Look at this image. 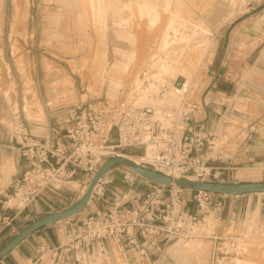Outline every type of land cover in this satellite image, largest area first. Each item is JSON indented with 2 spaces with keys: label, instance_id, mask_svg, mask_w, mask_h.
Wrapping results in <instances>:
<instances>
[{
  "label": "built area",
  "instance_id": "obj_1",
  "mask_svg": "<svg viewBox=\"0 0 264 264\" xmlns=\"http://www.w3.org/2000/svg\"><path fill=\"white\" fill-rule=\"evenodd\" d=\"M206 53L207 49L196 72L205 65L208 74L212 63L205 62ZM194 56L183 45L167 51L156 50L154 66L139 74L140 90L133 92L129 84L120 90L118 101L98 109H71L61 120L60 130H56L57 136L52 141L39 139L16 124L10 142L16 144L27 164L22 175L12 182L11 192L0 198V233L12 226L43 191L57 189L61 182L71 181L77 173L91 179L113 157H137L138 165L172 178L217 181L220 172L226 169L224 161L233 152L228 151L233 137L226 127L235 126L229 114L234 110L238 91L233 96L216 92L215 98H197L194 76H170L163 68L171 60L184 63ZM150 86L153 91L148 90ZM208 114L217 117L214 130L207 124ZM238 127L235 150L258 133L255 123H239ZM243 132L246 135L240 140ZM103 182L104 178L94 188L92 197L103 198ZM149 184L151 189L137 208L123 209L116 204L83 217L69 227L57 247L43 249L41 257L49 255L48 264H75L81 255L85 258L98 252L108 255L112 251H132L140 264H147L155 257L160 258L174 240L218 239L207 232L213 233L222 223L215 227L206 217L207 205L213 203L216 212L222 209L219 196L195 191L197 208L192 214L183 207L186 190L174 185ZM252 222L249 220L246 225L249 232L256 228ZM215 249L220 252V248ZM228 255L226 252L221 259Z\"/></svg>",
  "mask_w": 264,
  "mask_h": 264
},
{
  "label": "rangeland",
  "instance_id": "obj_2",
  "mask_svg": "<svg viewBox=\"0 0 264 264\" xmlns=\"http://www.w3.org/2000/svg\"><path fill=\"white\" fill-rule=\"evenodd\" d=\"M28 1V20L24 35L15 29V0H3L4 12L0 15V128L9 135V141L16 124L22 125L30 132L37 126L34 124L35 121L45 122L49 116L65 117L68 111L76 107L82 110L98 109L102 105L120 100L121 94L118 88L121 86L114 89L109 84L106 75L111 70L118 71V64L125 61L122 56H128L133 52V56L136 58L134 68L130 75L122 77L121 80L124 84L122 89H126L134 79L133 77L143 69L142 59H153L154 50L159 46L165 23L168 22L172 13L179 15L189 23L200 24L206 31H210L209 34L202 35V30H199L197 36L199 39L205 37L206 46L209 47L205 61L207 65L212 63L209 66V72L205 74L207 66L204 65L197 73L199 68L196 67L193 73V75L195 74L194 93L196 97L209 99L207 95L213 89L208 86V79L211 76L215 54L218 47L221 48V43L217 44L220 28L215 26L220 22H230L236 19L246 4L260 3L262 0H169L171 4L169 7L165 5V0H145L152 6L154 5L157 10L159 9V21L153 26L150 25L146 15L139 14L137 5L141 0H111L110 4L104 6L102 21L96 23L90 20L89 10H78L73 6L72 0H58L63 4L61 7L55 0L50 3L47 0ZM126 6L128 10H122ZM85 13L86 15H84ZM54 15L60 16L57 21L58 25H53V29L55 26L60 28V36H51L46 33L47 29L52 26L49 19ZM122 18L128 20V27L116 25L122 21ZM130 34L131 38H129ZM103 43L107 55L105 67L101 73L96 71L94 77L96 55ZM198 50L200 51V49L197 48V53H199ZM203 50L206 49H201V51ZM99 82H102L101 86ZM98 89H100L99 92ZM236 90L237 88L235 91L223 93L233 96ZM31 96L36 97V108L31 107L39 108L41 114L36 116L35 113H32L34 116L29 117L25 111L24 103L25 97ZM239 102L240 95L233 105L234 110L230 111L231 115L229 114V119L235 126L226 127L228 135L233 137L229 152L235 150L234 143L238 138L236 137L240 123L238 122L240 120L238 111L246 110L239 106ZM216 119L217 117H215V121ZM55 128L57 131L60 130L57 126ZM260 128L264 131L263 125L260 124ZM245 135L246 132H243L240 140ZM262 160L263 163L258 165H255L256 161L252 162L253 164L249 166L251 169L247 170L249 177L242 179L252 183H264V157ZM228 166L242 168L245 165L234 162ZM132 173L125 165L115 168L116 180L107 186L111 185L121 194V197L127 199L130 197L128 178ZM220 180L222 177L219 176L215 182L222 183ZM88 183L86 182L83 188L87 187ZM184 192L183 198L188 200V206L192 205L196 209L195 191L186 190ZM256 204L260 209L262 208L260 218L258 212L254 211L257 210L256 207L246 220L221 221V227L216 228L213 233L207 232V235L218 237L217 240L194 238L185 241L194 242L191 244L193 248L184 247L178 255L171 251L178 257L175 261L161 256L162 258L155 257L151 263L147 264H229L233 260H237L240 264H264V194L254 196L253 206L255 207ZM207 206L209 212L206 217L207 221L217 227L219 222L214 216V213H217L214 210L215 205L212 203ZM249 220H252L256 226L251 232L246 229ZM75 221L77 220H73V224ZM176 241L178 240L171 242L166 249ZM232 244L235 246L234 248L231 247ZM215 246L220 248V252H217ZM224 247L228 249L226 250ZM244 250L245 252H243ZM226 252H229L228 258L221 259L225 257ZM45 257L47 258L48 255ZM82 257L81 255L79 263L75 264H100V262L102 264L109 262L132 264L128 255L119 251H112L108 255L98 252L91 257ZM137 263L140 264V262Z\"/></svg>",
  "mask_w": 264,
  "mask_h": 264
},
{
  "label": "crops",
  "instance_id": "obj_3",
  "mask_svg": "<svg viewBox=\"0 0 264 264\" xmlns=\"http://www.w3.org/2000/svg\"><path fill=\"white\" fill-rule=\"evenodd\" d=\"M242 10V13L236 19L230 22H220L215 26L220 28L217 44L221 43V48L218 47V51L215 54L211 76L208 79V86H211L213 90L207 96L215 98L216 92H230L235 91L237 88L238 96L240 95L239 106L246 109L245 111H238L240 118L238 122L242 124L255 123L258 133L252 136L251 143L246 141V144L238 145L237 149L224 161L223 166L226 169L220 172V177H222L220 182L222 183L249 182L246 179H242L249 177L247 171L251 169L249 166L254 161H256L255 165L262 164L264 157V131L260 128V124L264 126V0L260 1V3H248ZM52 116H49L48 119L46 118V121L42 123L35 121L34 124H37V126L33 128V131H30L31 134L42 140H54L57 136L55 127L59 128L58 124L64 117ZM207 124L212 130L215 129L214 115L208 114ZM10 143L9 135L0 128L1 199L11 192L12 182L22 175L27 164L16 144L12 145ZM234 162L243 163L245 166L242 168H230L228 165ZM115 168L104 177L102 186L103 198L101 200L92 197L87 207L80 213L66 221L37 230L3 258L0 264H48L49 255L46 258L47 254L44 253L45 255L41 257L42 250L57 247L64 240L67 230L73 224V220L79 221L99 209L113 207L116 204H119L123 209L137 208L141 199L151 189L150 184L134 173L130 174L128 178L130 182V197L125 199V197H121V194L114 187L111 185L107 186V184H112L116 180ZM89 181L90 178L87 179L86 175L77 173L71 181L61 182L57 189L43 191L13 221L12 226L0 233V248L32 221L44 215L62 211L76 203L86 189L83 186ZM184 195L185 192L183 193ZM255 195L219 197L218 200L221 201L223 206L219 212L214 213L215 218L222 222H226V220H233V222L246 220L256 207L257 210L254 211L258 212L260 218L262 208L260 209L257 206L258 204L255 207L253 206ZM104 202H108L109 205H104ZM188 204V200L183 198L184 210L194 214L196 209L192 205L188 206ZM169 248L166 249L162 257L175 261L178 257L173 255ZM126 254L131 259L132 264H139L134 259L135 256L132 251H128ZM131 254L132 257H130ZM153 259L148 263H151ZM109 264L112 263L109 262Z\"/></svg>",
  "mask_w": 264,
  "mask_h": 264
},
{
  "label": "bare ground",
  "instance_id": "obj_4",
  "mask_svg": "<svg viewBox=\"0 0 264 264\" xmlns=\"http://www.w3.org/2000/svg\"><path fill=\"white\" fill-rule=\"evenodd\" d=\"M47 1L50 3V2H53L54 0H47ZM55 2L58 5H60L59 7H61L63 5L61 1L55 0ZM110 2H112V1L111 0H72L73 6L75 8H77L78 10H80V9H82L83 11L85 9L87 11L89 10L90 20H92L94 23H96L97 21H99V22L102 21L101 16L103 15L102 13L104 10V6H106L107 4H110ZM28 4H29L28 0H15V15H14L15 29L17 30V32L22 33L23 35H24V31H25V25H26L27 20H28L27 19L28 18V15H27ZM169 4H170V1L165 0V5L167 7H169ZM137 8H138L139 14L141 16L146 15L149 18V22H150L151 26L155 25L159 21V18H160V14L158 12L159 9L157 10V8L154 5L152 6L150 3L146 2L145 0H141L140 4L137 5ZM122 10H128V7L126 6ZM3 12H4V2H3V0H0V15ZM84 15H86V13ZM59 18H60L59 15H54V16L50 17V19H49L50 25H52V26L47 29V31H46L47 34H49L51 36H55V35L60 36V32H61L60 28L59 27L57 28L55 26V29H53L54 24L58 25L57 21ZM165 24L166 25H165L164 31L162 29L163 32H162L161 41L158 44L159 46L156 48V50H159V51H161V50L165 51L166 50L167 51V50H170L171 48H173L175 46L183 45V47L186 49V52L191 51V52H194L196 54L194 57H191L189 60H186V62H184V63H177L175 60H171L163 68L165 69V71L170 76H176V75L180 74V75H183L186 77H191L193 75L196 67H198V63L200 62V59L203 57L204 53L206 52V50H203L204 51L203 52V51H201V49L209 48L208 45L206 46L205 37H204V39H202V38L199 39L197 37L198 32H199V30H202V32H203L202 35H207V34H209L210 31L209 32L206 31L200 24L189 23V22L183 20L182 18H180L179 15L173 14V13L169 17L168 22ZM116 25H119V26L123 25L124 27H128L129 23H128V20L126 18H122V21H120L119 24L117 23ZM159 34H161V33H159ZM131 37L132 36L130 34L129 38H131ZM197 48L200 49V51L198 50L199 53L196 52ZM156 50H154V51H156ZM152 53H153V51H152ZM138 56H141V55H138ZM122 57L125 61H122L121 63L118 64V71L114 72L113 70H111L106 75L108 80H109V84L111 86H113L114 89H115V87L121 86L118 88L119 92H120V90H123L122 87L124 86V84L121 81L122 77H125L126 75H130V72L134 68L133 65H135V63H136V58L133 56V52L129 53L128 56H122ZM106 59H107L106 49H105V45L103 43L102 47L100 48V50L97 52V55H96V61L94 63V72H95L94 77L96 75V71H97V73H101L103 71V69L105 67ZM141 66L143 67V69L140 70L139 73L136 74L133 77L134 79L131 81L130 86H132L131 90H133V92H137L138 90H140L138 87L139 86V84H138L139 78L138 77H139L140 72L142 73L143 71H149L150 68H152L154 66V64H152V59L151 60L150 59H142ZM100 76H101V74H100ZM193 76H195V75H193ZM99 85L101 86L102 82H99ZM152 88H153V86H150V88L148 90L153 91ZM99 91H100V89H98V92ZM30 95H31V93H30ZM31 106L36 108V97L35 96L25 97L24 108H25L27 115L29 117H31V116H34L32 113H35L36 116L41 114L39 108L35 109V108H32ZM232 125H234V123ZM129 159L136 162L137 164L140 162L139 158H137V157L130 156ZM193 243L194 242L189 243V242H185L184 240H178L170 246L169 250L174 252L175 255H178L180 253V251L183 250L184 247L188 246L190 248H193L191 246V244H193ZM84 264H88V263H84ZM100 264H102V263L100 262ZM107 264H109V263H107ZM229 264H240V263L237 262V260H233Z\"/></svg>",
  "mask_w": 264,
  "mask_h": 264
},
{
  "label": "water",
  "instance_id": "obj_5",
  "mask_svg": "<svg viewBox=\"0 0 264 264\" xmlns=\"http://www.w3.org/2000/svg\"><path fill=\"white\" fill-rule=\"evenodd\" d=\"M120 165L127 166L136 176L140 177L144 181L162 187L174 185L182 190L202 191L215 195L230 197L264 194L263 182L219 183L191 181L186 178H172L162 173L144 168L127 157H113L104 162L94 173L85 191L76 201V203L62 211L50 213L32 221L24 229L18 232L9 242L1 247L0 261L9 253H11L23 240H25L37 230L55 223L66 221L83 211L89 204L94 188L98 182L103 179L113 168Z\"/></svg>",
  "mask_w": 264,
  "mask_h": 264
}]
</instances>
